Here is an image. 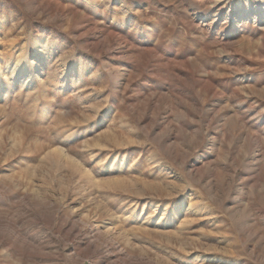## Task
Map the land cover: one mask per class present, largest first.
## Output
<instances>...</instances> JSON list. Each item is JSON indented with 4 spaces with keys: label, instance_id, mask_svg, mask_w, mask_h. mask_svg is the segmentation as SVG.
Wrapping results in <instances>:
<instances>
[{
    "label": "rangeland",
    "instance_id": "obj_1",
    "mask_svg": "<svg viewBox=\"0 0 264 264\" xmlns=\"http://www.w3.org/2000/svg\"><path fill=\"white\" fill-rule=\"evenodd\" d=\"M0 264H264V0H0Z\"/></svg>",
    "mask_w": 264,
    "mask_h": 264
},
{
    "label": "bare ground",
    "instance_id": "obj_2",
    "mask_svg": "<svg viewBox=\"0 0 264 264\" xmlns=\"http://www.w3.org/2000/svg\"><path fill=\"white\" fill-rule=\"evenodd\" d=\"M262 4V3H261Z\"/></svg>",
    "mask_w": 264,
    "mask_h": 264
}]
</instances>
